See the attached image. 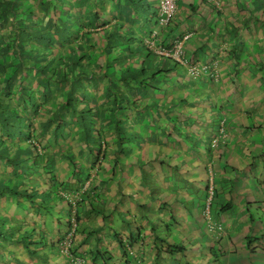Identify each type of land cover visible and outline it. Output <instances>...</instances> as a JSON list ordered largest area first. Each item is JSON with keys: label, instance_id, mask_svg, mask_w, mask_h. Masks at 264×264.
Masks as SVG:
<instances>
[{"label": "trees", "instance_id": "16d2710c", "mask_svg": "<svg viewBox=\"0 0 264 264\" xmlns=\"http://www.w3.org/2000/svg\"><path fill=\"white\" fill-rule=\"evenodd\" d=\"M218 1L220 7L208 0L205 5L223 26L203 37L205 45L212 39L213 47L208 46L218 47L216 53L206 51L204 62L187 51L186 57L190 64H204L211 71L219 62L220 75L196 81L189 74L181 77L178 69L187 70L184 66L146 44L158 26L159 0H0V257L4 264H30L27 257L49 263L53 258L49 247L69 264L78 259L87 263L82 250L87 243H77L83 204L95 200L93 194L107 182L105 175L111 174L108 181L114 182L118 170L124 174L128 164L124 151L135 140L134 132H152L157 147L163 146L166 154L191 146L190 160L195 165L201 162L203 150L208 148V154L214 149L211 142L204 147L203 134L218 137L223 119L229 131L243 134L262 129L261 123L249 127L238 118L229 124L226 115L235 110L237 99L241 102L248 95L245 88L251 83L245 73H258L252 84L264 87V57L252 62L246 54L238 56L247 49L248 38L264 40V0ZM233 6L238 11L231 19L228 10ZM172 25L158 32V48L171 49L185 36L182 26ZM223 43H232L233 50L223 49ZM219 51L225 59L222 54L220 59ZM166 61L174 67H167ZM219 84L227 89L222 94ZM223 99L233 106L225 107ZM203 101L212 107L207 113ZM189 105L194 106L192 112L199 108L194 118V113L188 114ZM182 115L184 119L178 120ZM186 115L192 116L191 122ZM259 157L264 158V151ZM184 159L188 165L189 157ZM106 161L110 169L103 166ZM202 164L210 181L214 164L210 168ZM226 166L230 163L224 161ZM95 171L104 172L100 182L97 173L92 178ZM34 183L38 188L32 187ZM42 185L46 187L39 193ZM51 195V203L42 200ZM141 198L137 194L135 200ZM70 234L66 254L62 247ZM118 241L124 245L120 235ZM161 242L167 244L164 238ZM6 249L10 259L2 256ZM183 251L172 245L159 248L160 255ZM100 256L102 252L95 259Z\"/></svg>", "mask_w": 264, "mask_h": 264}, {"label": "crops", "instance_id": "0c3cea01", "mask_svg": "<svg viewBox=\"0 0 264 264\" xmlns=\"http://www.w3.org/2000/svg\"><path fill=\"white\" fill-rule=\"evenodd\" d=\"M205 1L180 0L178 14L172 25L182 26L183 34L189 37L185 44L187 54H192L193 59L202 62L206 59V51L212 54L216 53L218 48L215 45L214 48L209 47L213 44L211 38L208 41L209 46L205 45L203 37L205 36L207 39L214 28L217 30L220 27L215 24V20L213 21L214 16L210 15L211 10L205 5ZM225 2L228 3L227 0ZM240 6L241 3L237 7ZM238 8L233 6L232 11L228 10L231 19L237 14ZM206 16L207 18H205ZM220 25L223 26V23L221 22ZM255 26L253 23V29ZM186 30L191 32H184ZM246 45L247 49H241L238 56L246 54L248 61L252 62L264 57V40L260 41L252 36L247 39ZM221 47L225 50L227 47L232 48V43L230 45L223 43ZM197 50L199 56L195 58L193 53ZM219 53L220 59L226 58L222 51ZM245 76L250 77L251 83L245 88L248 100L247 102L243 100L237 102V99L235 110L226 111V117L229 118V124L232 119H239L243 124L247 121L249 127L251 125L258 127L261 123L263 127L260 128L262 129L251 128L241 134L232 129L229 131V126L227 129V126L224 125L227 130L223 143L203 156L205 160L202 163L208 165V168L214 164V172L210 171V181L208 171L205 169V179H200L199 176L193 178L192 171L197 169L190 160L191 146H183L182 149L178 147V151L174 150V154L164 152L162 156L169 159L189 157L187 167L184 162L181 166L171 163L169 160H155L154 164L159 166H153L152 171L154 170V172L149 169L146 173L145 181L148 184L144 185L146 182L140 184L137 181L145 193L139 201L130 198L129 204H124L119 197V194H122L120 185L117 188V184L108 181L111 174L105 175L104 181H107L105 184L109 183V185L103 184L98 187L96 194H93L95 200L93 201L92 197L83 204L84 213L80 219L77 243H87L85 248H82L87 254L86 264H193L189 263L190 259L186 258L184 254L199 249L201 251L209 250L208 255L210 251L215 252L216 250L221 254L212 253L211 258L208 257V259H204L203 256L197 257L198 263L196 264H264V242L262 241L264 238L262 235L256 234L257 225L254 226L253 222H248L252 211L249 212L244 201L241 202L239 199L240 193L238 194L242 190L249 189L250 202L247 204L256 203L257 198L253 192L257 188V184L259 183V186L264 189V158L259 157L264 151L262 150L264 146V87L260 88L252 84L253 81L255 83L256 78H259L258 73L253 70L245 73L243 77ZM222 87L223 85H218L219 94L227 90L226 87L224 89ZM190 90L192 91V89ZM210 93L215 95L213 92ZM222 102L225 107L233 106V103L228 100L223 99ZM217 103L219 105L221 101H217ZM193 107V105H189L190 110ZM191 119L192 116H190V122ZM205 119L206 117L201 119V122ZM206 136L208 133L203 134V137L207 138ZM173 137L171 136L168 141H171ZM238 157H242V161L236 163ZM220 158L224 160L221 161ZM224 161L229 162L230 166L224 168ZM239 169H243V172H240ZM243 173L244 178L240 176ZM135 178H139L138 172H136ZM210 182L215 187L216 196L212 203L207 205L208 191L206 187L210 186ZM203 183H205L204 187ZM93 184L95 183L93 182ZM90 185L89 182L86 187H91ZM98 195L102 198H98ZM168 195L171 199H162L161 197ZM261 197L264 201L262 193ZM176 203H180L184 207L182 215L180 210H173ZM224 205H230V207L227 210H222ZM125 207H127L129 215H123V211H126ZM177 214L179 217H176ZM124 216L129 217V221L124 220ZM118 235L123 239V246L118 241ZM161 238L166 239L167 244L162 243ZM168 245H172L179 251L181 249L185 251L175 256L160 255L159 248L162 246L166 248ZM101 252V258L95 259ZM125 253L130 256H125Z\"/></svg>", "mask_w": 264, "mask_h": 264}, {"label": "rangeland", "instance_id": "374dc122", "mask_svg": "<svg viewBox=\"0 0 264 264\" xmlns=\"http://www.w3.org/2000/svg\"><path fill=\"white\" fill-rule=\"evenodd\" d=\"M211 15V13H210ZM216 20V17H214L213 21ZM220 20L215 22V24L219 25L220 24ZM166 64L167 67H174V63L171 61H166L164 62ZM178 73L181 77H185L186 74L188 75V71L187 70H183V69H178ZM189 76V75H188ZM190 77V76H189ZM245 94V93H244ZM248 97L245 95L244 97V102H247ZM203 106L202 109H204L205 113H207L208 111H210V109H212V107L209 106L208 101H203V103L201 104ZM199 110L198 107H195V111L192 112L191 110H189V113H194V117H196V113H198L197 111ZM201 111V109H200ZM177 115L179 113L175 112ZM202 113V112H200ZM193 115V114H192ZM202 114H198V116H200ZM190 116L186 115V118L188 119ZM207 118V116H206ZM184 119L183 115L181 117H179L178 120H182ZM146 130H143V132H134L135 135H133V137H135V140L131 143V145L127 147V150L124 151V156L123 159H127L128 160V164L126 166V171H124V174L121 173V171L118 170V174H117V179L114 180V182H110L112 184H117L116 187L119 188V184L123 187L124 192L123 194H119L120 199L123 201L124 204H129V199L131 197V199L135 200L136 199V195H140L141 197H144L145 193L142 191L141 187L139 186V184L137 183V181L142 184V182H145V177L144 174H146L149 169H151V172H154V170L152 171L153 166L158 167V164H154L156 159L159 160H169L171 163H178L180 162V164H182L183 162L185 163V166L187 167V161L188 159H180L179 157H173L172 159H169L167 157H162L163 153L165 151V149L163 148V146L161 147H157L156 143L154 141V139L156 138L154 134L146 132ZM132 139V138H131ZM213 140V137H211L210 135L207 136V139L205 140L204 143V147H209L210 142ZM174 145H176V143H173ZM208 149V148H207ZM206 149V150H207ZM160 150V151H159ZM203 150L202 154L200 155V159L201 162L204 161L205 159L203 158L204 155L207 154V151ZM262 150H264V146L262 147ZM168 154V153H167ZM178 161V162H177ZM242 161V157H238V161L236 163H239ZM197 164H195L194 166L196 167L197 170L192 171V175L193 178L199 176L200 179H205V171H204V165L200 162V161H195ZM110 162L106 161L103 166L105 168L108 167V169H110ZM88 166L91 170L92 168V163L88 162ZM199 166V167H198ZM132 168L133 171H131ZM156 170V168H155ZM168 169L166 168V171ZM240 172H243V169H239ZM89 171V170H87ZM136 172L139 173V178L136 179L135 178V174ZM97 171L94 172V174L92 175V178L96 175ZM99 173V172H98ZM96 175V182H100V179L102 178V174H104V172L102 171L101 174ZM240 175V174H239ZM157 176V175H156ZM242 178H244V173L240 175ZM84 177V176H83ZM158 178V176L156 177V179ZM212 182V181H211ZM210 182V189L208 191L209 196L208 199L206 200V204L208 205L209 203H212L213 201V196L216 195V190L215 187L211 184ZM264 182V180H263ZM256 184V183H255ZM261 184V183H260ZM203 187L205 186V183L202 184ZM216 187L218 188L217 183L215 182ZM86 186V185H85ZM33 188H38V183H34L32 184ZM46 185H42L41 187H39V193L41 192L40 188H45ZM38 190V189H37ZM212 190H214V195H212ZM240 193V194H239ZM254 195H256L257 198V202L256 203H250L247 204L248 202H250V191L248 190H242L241 192H238L239 196H240V200L241 202L244 201V203L247 205L249 212L252 211V215H250L248 217L249 219V223L253 222L252 224L255 226L257 225L256 229V234L261 236L264 235V201L262 200L261 197V193L264 195V189H262V186H259V183L257 184V188L254 190ZM125 197V198H124ZM162 199H171L170 195L168 196H161ZM212 197V199H211ZM53 196H50V199L46 198L45 196L42 197L43 201L46 202H50L52 201ZM26 202L29 203L28 200H26ZM126 211H123V214L125 213V215H128V210L127 207L124 208ZM184 207H182L180 205V203H176L175 206L173 207V210H180L181 211V215L184 213L183 212ZM68 216V214H67ZM176 217H179L178 214L176 215ZM125 220L129 221V217L125 216ZM183 237V236H182ZM264 242V239L262 240ZM262 243V242H261ZM191 249V248H190ZM199 252V253H197ZM6 254H2V256H4V258L10 259L11 258V254L9 252L8 249L5 250ZM49 253H51V255L53 256V258H51V261L49 263H38L37 261L35 262H31L30 259H27V261L30 264H69L68 260H66V258L64 256H62L57 249H53L52 247H49ZM209 250H205V251H201V249L197 250V251H188L184 254V256L189 260V263L192 262L193 264L198 263L197 257L199 258L200 256H203L204 259H208L211 258V254H221L218 250H216L215 252L210 251V254L208 255ZM7 255V257H6ZM210 261V260H209ZM175 263V262H174ZM199 263H201L199 261ZM0 264H4L3 259L0 257Z\"/></svg>", "mask_w": 264, "mask_h": 264}, {"label": "built area", "instance_id": "2783aa9c", "mask_svg": "<svg viewBox=\"0 0 264 264\" xmlns=\"http://www.w3.org/2000/svg\"><path fill=\"white\" fill-rule=\"evenodd\" d=\"M180 0H159V15L158 24L161 27H169L175 20L178 14V2ZM210 3L215 4L216 7H220L218 0H208ZM158 33L154 32L151 38L147 40V45L149 48L153 49L158 55L172 59L173 61L179 63L180 65L187 68L188 74L194 79H199L203 76L211 74L212 77L218 78L220 75L219 62H215L214 69L211 71L210 67L204 64L195 63L190 64L186 57L185 44L186 40L189 38L186 36L182 40L175 41L171 49L158 48L156 46V35ZM224 122L222 123V126ZM224 139V129L222 128L220 136L216 137L212 144L216 147ZM212 195L214 191L212 190ZM212 198V197H211ZM73 235L70 234L65 242L63 243L62 251L63 253H69V246L72 243ZM76 264H82V260H76Z\"/></svg>", "mask_w": 264, "mask_h": 264}, {"label": "clouds", "instance_id": "9594fccd", "mask_svg": "<svg viewBox=\"0 0 264 264\" xmlns=\"http://www.w3.org/2000/svg\"><path fill=\"white\" fill-rule=\"evenodd\" d=\"M179 8V7H178ZM177 17V16H176ZM175 20H176V18H175ZM174 20V21H175ZM173 21V22H174ZM173 24V23H172ZM171 24V25H172ZM163 27H161V26H159V24H158V26L156 27V28H154V30L152 31V34L154 33V32H160V30L162 29ZM151 34V35H152ZM151 35L148 37V39L147 40H149L150 38H151ZM156 36H158V35H156ZM186 36H188V35H185L184 37H183V39L186 37ZM156 39H157V37H156ZM188 40V39H187ZM187 40H186V42H187ZM146 44H147V41H146ZM148 46V45H147ZM186 68V67H185ZM187 69V68H186ZM193 78V77H192ZM194 79V78H193ZM224 122V125L226 126V119H223L222 120V123ZM224 125L222 126V124H221V127L224 129L225 127H224ZM222 130V129H221ZM221 133V132H220ZM220 136V135H219ZM218 136V137H219ZM224 136H226V133H225V131H224ZM217 137V136H216ZM216 137H214L213 138V140L216 138ZM213 140L211 141V145H212V148H214V149H216V148H218L219 147V145L221 144V143H223V141H224V139L216 146V147H213V144H212V142H213ZM214 191V190H213ZM213 198H214V196H213ZM212 199V198H211ZM209 204H211V203H209Z\"/></svg>", "mask_w": 264, "mask_h": 264}]
</instances>
